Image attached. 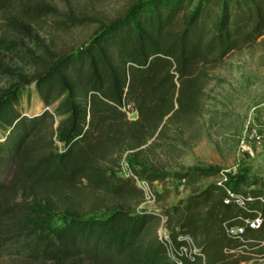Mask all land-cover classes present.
<instances>
[{"label":"trees","instance_id":"trees-1","mask_svg":"<svg viewBox=\"0 0 264 264\" xmlns=\"http://www.w3.org/2000/svg\"><path fill=\"white\" fill-rule=\"evenodd\" d=\"M10 1L0 0V12ZM27 10L57 14L47 6ZM263 34L264 0H144L101 25L78 50L51 60L32 55L39 70L21 80L34 85L51 111L27 116L17 90L0 95V220L23 239L26 264H175L159 241L162 217L173 239L188 236L199 249L182 264L263 260L264 183L214 168L169 173L136 160L156 132L197 114L190 76L201 63L223 59ZM1 73L15 74L0 66ZM128 107L136 120H128ZM125 152L134 175L151 184L214 177L230 184L195 190L168 210L134 208L142 192L114 171ZM244 184L256 189L240 192ZM225 189L253 201L246 210L225 204ZM162 194L154 191L156 202ZM98 212L104 217H88ZM53 213L64 216L63 227L53 228ZM258 214L260 227H246L243 220ZM230 227H243V234L228 235Z\"/></svg>","mask_w":264,"mask_h":264},{"label":"rangeland","instance_id":"rangeland-1","mask_svg":"<svg viewBox=\"0 0 264 264\" xmlns=\"http://www.w3.org/2000/svg\"><path fill=\"white\" fill-rule=\"evenodd\" d=\"M139 1L144 0H11L0 12V66L15 74L13 77L0 74V95L17 90L21 95L19 109L27 116L43 109L51 111V106L44 107L40 102L34 85H24L21 80L31 79L39 70L30 62L31 56L51 60L78 50L92 40L101 25L123 16ZM30 6H47L57 14L40 16L27 10ZM77 20L82 22L79 24ZM208 61L201 63L190 76L198 90L197 114L183 122L168 124L162 134L156 132L137 149L136 160L169 173L188 167L214 168L221 175H240L248 182L264 183V151L254 149L253 155H247L240 148L241 139L264 123V34L252 44L232 50L223 59ZM174 80L178 86L176 74ZM126 110L127 115L134 113L129 107ZM45 129L46 132L51 129L49 122ZM3 136L0 131V141ZM56 144L61 151L62 145L57 141ZM128 153L123 154L114 169L116 173L119 174L120 164ZM10 177L12 175L5 179L10 180ZM219 182L228 183L217 177L200 179L193 184L169 178L150 186L153 193L163 192L161 201L156 202L154 197L152 201L141 199L132 204L138 209L168 210L193 191ZM253 189L256 188L244 184L238 190L250 192ZM88 217L102 218L104 214L98 212ZM164 220L162 217L157 222L158 232ZM64 221L61 213H53V228L63 227ZM24 244L8 221L0 220V264H26ZM239 264H264V259Z\"/></svg>","mask_w":264,"mask_h":264},{"label":"built area","instance_id":"built-area-1","mask_svg":"<svg viewBox=\"0 0 264 264\" xmlns=\"http://www.w3.org/2000/svg\"><path fill=\"white\" fill-rule=\"evenodd\" d=\"M240 148L241 151L247 155H253L254 149L264 151V123L260 125L258 129H252L241 139ZM119 175L123 178L130 179L135 187L142 192L143 199L150 201L154 200L155 196L150 188L152 184L134 175L125 159H123L122 163L120 164ZM225 191V204L233 203L237 205L238 208L246 210L247 204L253 201V198L249 197L248 195L236 193L230 189H225ZM243 222L246 227L258 229L261 225V218L258 214L255 219H244ZM163 228L164 226L161 225L158 232V237L168 259L175 264H182L184 261L194 260L196 254L199 252V249L196 247L193 239L183 235H179L173 239L169 235L168 231ZM227 234L232 236H240L243 234V227H230L227 229Z\"/></svg>","mask_w":264,"mask_h":264},{"label":"water","instance_id":"water-1","mask_svg":"<svg viewBox=\"0 0 264 264\" xmlns=\"http://www.w3.org/2000/svg\"><path fill=\"white\" fill-rule=\"evenodd\" d=\"M127 117H128V120H130V121H134V120L137 119V113L134 112V113H132V114L127 115Z\"/></svg>","mask_w":264,"mask_h":264}]
</instances>
